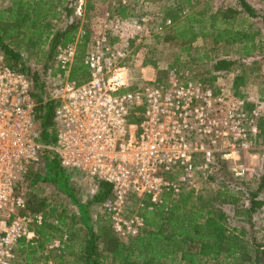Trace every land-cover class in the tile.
Instances as JSON below:
<instances>
[{
    "label": "built area",
    "instance_id": "built-area-1",
    "mask_svg": "<svg viewBox=\"0 0 264 264\" xmlns=\"http://www.w3.org/2000/svg\"><path fill=\"white\" fill-rule=\"evenodd\" d=\"M142 29L139 19L107 14L97 30L81 27L58 48L51 144L39 140L30 77L11 68L0 50V264H18L20 239L35 240L32 226L45 220L15 189L41 155L110 184L101 206L119 238L139 233L144 211L167 209L183 192L201 193V179L212 177L217 163H228L235 178L245 175L240 160L258 136L259 110L247 108L224 83L193 78L188 70L171 66L159 79L153 68L140 66L134 74L135 61L128 59ZM86 36L87 49L76 61Z\"/></svg>",
    "mask_w": 264,
    "mask_h": 264
},
{
    "label": "rangeland",
    "instance_id": "rangeland-1",
    "mask_svg": "<svg viewBox=\"0 0 264 264\" xmlns=\"http://www.w3.org/2000/svg\"><path fill=\"white\" fill-rule=\"evenodd\" d=\"M44 1L43 12H46L47 15L45 17L46 20L44 19L43 22L47 21L50 24L48 28L50 35L48 37H46L44 32L39 33L41 29L43 31L47 30V27L43 24L41 29L39 26H32L29 30L24 29L26 24L20 26V21L17 22L18 25H14L15 19L13 17L16 14H12L9 11L12 6V0H0V9L6 10L5 20L7 21V25L5 26V33H8L6 42L21 54L27 65L36 69H40L43 61L47 59L49 41L53 32L62 29L68 22L74 19L76 8L80 6L79 10L81 13L79 17L77 15L79 21L78 29L83 27L92 32L97 30L99 25L106 20L107 14H117L116 9L119 0H63L62 5H59L60 2L58 0ZM70 1H72L71 6L73 8L71 13L65 9ZM124 1L128 4V18L139 19L143 27L142 31L132 39L135 53L128 59V61H135V64L131 63L134 74L138 73L140 66H150L154 69V75L156 77L160 75L162 78L165 76V72L158 74L159 68L166 71V68L173 66L181 70H188L193 78L209 82L213 81L217 84L224 83L225 86L230 87L231 93L242 94L244 101H247V108L256 107L259 110L261 128L259 126L258 136L253 140L251 152L240 160V163L247 168L245 175L239 179L235 178L229 170L228 163H223L224 165L221 162L217 163L212 177L201 179L202 192L199 194L205 200L197 201L195 204L189 202L188 206H193L195 209H199L200 207L203 209L202 212L209 208H219L227 216L224 221L227 230H231L233 226H236L238 229L234 233L239 234L247 240H250L252 235H254L258 241L262 242L264 240V210L254 214V222L251 226L244 221V217L235 213L236 207L247 203L248 191L256 188L259 181L258 175L264 171V25L262 20L260 18H250L248 20L249 25L247 29L256 35V49L251 55H243L242 49L238 44L232 42L213 43L209 34L195 36L186 41L167 40L168 33H171V26L173 24V21L169 20L166 14L169 9L179 6L184 7V14L180 17V21L186 20V13L191 11L198 16L209 17L210 22L206 29H210L209 25L216 21L219 12L227 6L237 7L234 0H191L194 5L193 7L185 6L186 0ZM247 1L258 8L261 15H264V0ZM31 4L36 5L35 0ZM13 8L17 13V8ZM54 10L56 13L52 16L51 14ZM30 15H32L31 9ZM234 15L237 17V20H241V14ZM129 34L133 35L134 32H130ZM186 45L189 51L184 50V46ZM86 49L87 43L83 44V46L81 44L78 46V58L76 61L82 59ZM177 57L178 60H176ZM221 57L238 59L239 61H236V64L228 71H213L212 64ZM48 61H52V59ZM141 61H156L158 68H154L152 64L140 65ZM83 69L86 70L84 67ZM74 70L75 72L79 71L77 67ZM151 71L149 69L148 72ZM238 78L240 83L235 87L234 81ZM49 80L54 85L55 80L52 78ZM45 157V154L41 155L39 161L29 167L26 175H31L35 170L44 174ZM29 179L25 183H18L15 186L16 191L21 192L25 200L30 201L29 206L34 208L39 207L38 205L41 203L42 207H44H41L39 210H43L48 209L47 205H43V203H46L54 205L57 210L56 214L45 218L43 223L46 221V224L48 223L46 226H32L36 232L35 240H32L30 243L25 242L22 245H17L15 251L16 263L73 264L75 253L80 250L86 233V228L79 221L75 204L54 184L40 179L36 184L29 185ZM231 181H233V184H231ZM70 182L75 188L74 193L77 199L82 204L86 203L95 192V183L86 178L79 170L75 169L71 172ZM219 190L222 193H219ZM196 195L198 194H194L193 196L195 197ZM102 202L91 203L88 206L94 231L99 235L100 240L103 241L107 239V235H114L119 238L103 213ZM134 205L135 199H129L126 208L131 211L135 207ZM34 210L30 211L33 213ZM56 215H61L62 224H56L58 219ZM53 225H57L58 230L53 229ZM145 227L146 225L139 233ZM39 231L45 234L41 235ZM47 232L49 234H46ZM65 234L67 235L66 237H64ZM48 235L52 236L51 239L45 240ZM59 238L65 239L64 241L68 245V248L62 251L65 254L63 258L60 257L61 251H54L60 248L54 246V243ZM131 238L119 239L127 242ZM104 246L105 242L100 243V248ZM205 264H215V261L209 259Z\"/></svg>",
    "mask_w": 264,
    "mask_h": 264
},
{
    "label": "trees",
    "instance_id": "trees-1",
    "mask_svg": "<svg viewBox=\"0 0 264 264\" xmlns=\"http://www.w3.org/2000/svg\"><path fill=\"white\" fill-rule=\"evenodd\" d=\"M33 1L12 0L9 11L16 14L13 17L15 19L14 25L20 21V26L26 24L24 29L29 30L32 26H39L41 29L43 24L47 27V30L43 31L41 29L39 33L44 32L48 37L50 35L48 29L50 24L47 21L43 22L44 19L46 20L47 15L46 12H43L45 1L35 0L36 5H32L31 2ZM72 1L65 8L69 13L73 9L71 6ZM234 1L237 7L227 6L222 11L220 10L221 12H219L216 21L209 25L210 29H206L210 22L209 17L198 16L191 11L186 13V20L180 21V17L184 14V7L179 6L169 9L166 14L169 20L173 21V24L167 40L186 41L195 36L209 34L213 43L232 42L241 47L243 55H251L256 49V35L247 29L248 20L250 18H260L264 25V15H261L260 10L247 0ZM58 2H60L59 5H62L63 0H58ZM127 5L122 0L118 1L116 13L122 18L129 17ZM185 6L193 7L194 5L191 0H186ZM13 7L17 8V13ZM30 9L32 15H30ZM5 13L6 10L0 9V50L5 54L6 61L11 68L22 71L30 77L31 93L37 102L35 112L39 140L44 144L54 143V109L56 101L50 95L54 85L49 79L55 74L53 62L58 48L65 46L74 39L78 30V17L75 15L74 19L62 29L53 32L49 41L47 59L43 61L40 69H36L27 65L21 54L6 42L8 33H5V26L7 25ZM55 13L54 10L51 15L54 16ZM234 14H241V20H237ZM86 41H88V36L82 39L81 46L86 44ZM184 50L189 51L187 45L184 46ZM133 52L135 53V51ZM50 59L52 61H48ZM176 60H178V57ZM236 61L239 60L221 57L215 60L212 69L216 72L228 71L236 64ZM139 64H152L154 68H158L156 61H141ZM160 72L166 73V71L159 68L158 74ZM158 78L162 79L160 75ZM239 83L238 78L234 81V86L236 87ZM232 94L244 100L242 94L237 95L234 92ZM244 105L247 107V101ZM259 126L261 128V122H259ZM45 159L44 174L35 170L31 175H25L22 182L25 183L28 178H30L29 185L36 184L40 179L50 182L57 186L75 204L79 221L86 228V233L80 250L75 253L73 264H205L209 259L214 260L215 264H262L264 262V240L260 242L254 235L250 240H247L234 233L238 229L236 226H233L231 230H227L224 224L227 216L219 208H209L202 212L203 209L200 207L195 209L193 206H188L189 202L195 204L197 201L205 200L201 194L194 197L191 191L180 193L167 209L156 207L153 210L144 211L146 227L138 235L128 239L127 242L121 241V238L119 239L114 235H107V239L100 240L99 235L94 231L88 206L91 203L102 202L107 196L111 195L110 184L101 180L94 181L96 188L94 194L86 203L82 204L77 199L74 193L75 188L70 182L71 172L73 171L63 167L57 157L46 156ZM223 163L221 162V164ZM258 176L259 181L256 188L247 193V203L235 208V213L244 217V221L250 226L253 225L254 214L264 210V171ZM231 184H233V181H231ZM218 192L222 193L221 190ZM26 202L30 210L37 209L34 212H42L45 218L56 214L57 209L54 205L43 203V205L48 206V209L39 210L42 207L41 203H39V207L34 208L29 206V200L26 199ZM32 205L36 206L35 204ZM104 215L110 222L107 214L104 213ZM56 216L58 218L56 224H62L61 215ZM47 224L45 221L40 227ZM52 227L58 230L57 225ZM40 233L41 235L45 234ZM51 237V235H48L45 240H50ZM104 242L105 246L100 248V243ZM23 243H25V239H20L19 244L22 245ZM66 244V241L63 240L62 247L57 248L59 250H54L61 251L60 257L62 258L65 256L62 251L68 248Z\"/></svg>",
    "mask_w": 264,
    "mask_h": 264
}]
</instances>
